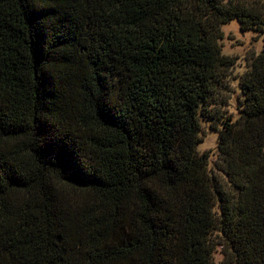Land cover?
Segmentation results:
<instances>
[{"label":"trees","instance_id":"1","mask_svg":"<svg viewBox=\"0 0 264 264\" xmlns=\"http://www.w3.org/2000/svg\"><path fill=\"white\" fill-rule=\"evenodd\" d=\"M233 20L264 33V0H0V264H264V46L234 121Z\"/></svg>","mask_w":264,"mask_h":264},{"label":"rangeland","instance_id":"2","mask_svg":"<svg viewBox=\"0 0 264 264\" xmlns=\"http://www.w3.org/2000/svg\"><path fill=\"white\" fill-rule=\"evenodd\" d=\"M224 34L221 40V49L224 56L234 59L235 65L230 70V81L235 93L228 106V117L230 116L234 121L240 117L238 110V97H240V77L248 69L250 61L255 56L259 55L264 46V33L249 30L242 31L240 23L233 20L222 26ZM213 123L210 120H202V130L200 138L202 140L198 145V150L201 153L207 152L210 156L209 169L212 173H217L216 162L218 160V140L219 130L213 128ZM221 128V125H219ZM217 233L213 235L216 237ZM219 239V238H215ZM214 258L217 262L223 259L222 247L216 249Z\"/></svg>","mask_w":264,"mask_h":264}]
</instances>
